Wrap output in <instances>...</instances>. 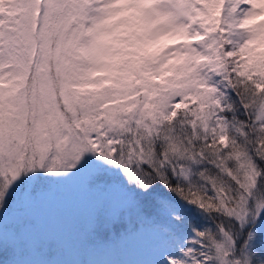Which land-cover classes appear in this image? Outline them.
Masks as SVG:
<instances>
[{
    "label": "snow or ice",
    "instance_id": "1",
    "mask_svg": "<svg viewBox=\"0 0 264 264\" xmlns=\"http://www.w3.org/2000/svg\"><path fill=\"white\" fill-rule=\"evenodd\" d=\"M0 264H264V0H0Z\"/></svg>",
    "mask_w": 264,
    "mask_h": 264
}]
</instances>
